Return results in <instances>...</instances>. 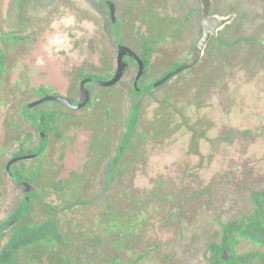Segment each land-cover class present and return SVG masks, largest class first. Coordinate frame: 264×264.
Wrapping results in <instances>:
<instances>
[{"label":"flooded vegetation","instance_id":"af4514ba","mask_svg":"<svg viewBox=\"0 0 264 264\" xmlns=\"http://www.w3.org/2000/svg\"><path fill=\"white\" fill-rule=\"evenodd\" d=\"M178 1L183 2L83 0L86 6H81L77 0H0V205L8 196L10 182L22 195L19 205L0 223V238L6 231L24 228L26 223L29 229L54 230L57 224L47 225V221L49 218L56 221L57 217L59 230L64 232L67 241L60 242L62 245L54 241L52 248L58 245L66 251L65 256L61 253L55 257L57 251L50 249L49 261L53 258L72 262L77 258L73 253H78L82 245L76 242V251L71 247L75 242L72 235L75 229L71 218L63 219L61 214L85 203L99 167L116 150L125 93L130 90L133 98L138 97L134 111L143 104L141 97L152 95L174 78L181 79L178 89L182 92L206 60L213 42L221 47L231 45L221 39L222 31L230 23L220 28L217 36H211L202 59L193 68L158 85L193 57L205 32L202 1L198 0L201 8L189 5L180 17L178 13L171 15L170 10L172 4H181ZM190 1L185 0V3ZM218 11L212 0L210 15L228 17L235 14L234 20L242 16L234 11L225 15ZM197 18L202 31L190 55L168 65L170 55H161L159 46L163 47L165 40L177 31L188 32L191 25L195 29ZM93 38H98V43L87 41ZM111 42L113 50L109 48ZM122 66H125L122 77L110 85ZM87 92L89 100L78 108L86 100L84 93ZM121 143L118 142V151L110 167L119 155ZM55 152L61 154L60 159H55ZM73 152L80 154L73 155ZM58 163L70 169V177L64 181L57 178ZM23 183L32 184L34 190L25 191ZM48 187L65 197L59 204L67 202L58 208L57 204L49 202L51 209L40 208L36 212L42 206L41 199L47 201ZM80 187L84 191L80 192ZM252 200L256 206L254 215L224 224L225 236L221 244L208 245L206 259L209 264L264 261L261 251L264 248V192L254 193ZM26 204L29 210L18 220L14 214ZM111 213L115 215L113 224L109 223ZM123 216L114 205L106 207L94 220L93 231H98L102 237L95 247L98 251L104 242L106 248L109 245L105 259L114 264L120 262L121 238L137 231L134 227L137 220L130 222L131 218ZM244 238H251L260 250L239 253ZM149 251L139 253L135 261L145 259ZM94 253L89 250L88 259ZM98 253L95 258L100 256ZM19 258L17 264H21Z\"/></svg>","mask_w":264,"mask_h":264},{"label":"rangeland","instance_id":"374dc122","mask_svg":"<svg viewBox=\"0 0 264 264\" xmlns=\"http://www.w3.org/2000/svg\"><path fill=\"white\" fill-rule=\"evenodd\" d=\"M77 3L86 6L83 0ZM180 3L172 4L171 15L180 17L189 5L201 8L198 0ZM214 5L221 14L234 11L242 15L221 33L222 41L231 45L221 47L213 42L184 91L177 88L181 79L174 78L152 95L141 97V127L147 128V134L128 146L125 160L112 173L118 142L138 103L130 90L125 93L116 150L99 167L85 203L61 214L63 219L71 218L75 229L71 247L75 250L77 243L82 245L73 253L77 261L51 258L50 262V249L35 245L21 252V264H114L105 259L109 245L106 248L104 242L97 251L102 237L93 231L96 216L109 205H115L129 221L137 220L136 234L121 238L117 264H209L207 247L221 244L224 224L254 215L252 195L264 192V0H214ZM195 27L177 31L159 46L161 55H170L168 65L190 55L202 31L198 18ZM55 154V159L61 158L59 152ZM55 169L59 181L68 179V165L58 163ZM8 191L0 205V223L22 200L11 182ZM64 198L48 187V202L59 204ZM16 231L2 234L0 252ZM56 248H51L57 251L55 257L65 256L64 248ZM148 249L145 259L135 261ZM89 250L95 253L88 259ZM253 250L260 248L251 238L241 239L239 253ZM261 251L264 254V248ZM97 253L100 256L95 258Z\"/></svg>","mask_w":264,"mask_h":264},{"label":"trees","instance_id":"16d2710c","mask_svg":"<svg viewBox=\"0 0 264 264\" xmlns=\"http://www.w3.org/2000/svg\"><path fill=\"white\" fill-rule=\"evenodd\" d=\"M177 88L175 90H177ZM142 108H143L142 105H138L132 113V116L128 122V128L126 130L125 136L121 143L119 155L112 164V167H111L112 173L114 172V168L117 167V165L121 161H123V159L125 160V158H123V154L126 152L128 146L132 142H134V140H136L137 137L144 139V136H146L147 134L146 133L148 131L147 128L145 127L142 129L141 127L142 112H143ZM116 175L119 178L120 175H118L117 173ZM78 190L81 192V191H84V188L80 187ZM66 202L67 201L64 200V202H62L61 204H57L55 207L58 208L62 206L63 204H65ZM77 202L78 201L76 202L74 201V203H77ZM41 204L42 206L38 207L36 212H38L40 208H48V209L52 208V206H50L49 202L46 200L41 199ZM108 207L113 208V205H109ZM28 210H29V206L27 204L24 207L21 206V208L18 211H16L14 216L17 217L18 220L23 219L26 216ZM110 216L111 217H110L109 223L113 224L115 222V220H113V217L115 215L114 213H111ZM58 219L59 218L56 217V221H54V219L49 218V220L47 221V225L54 224V222L55 224H57L54 230L49 229V228H47L46 230L29 229L27 228L28 223L24 224L25 225L24 228H22L21 231L19 230L16 231L17 234L11 239V242L0 253L2 264H17L18 262L17 258L20 255V252L22 250H26L29 248L32 249L33 247H35V245L37 247L51 249L54 241H58L57 243H59V245L65 244L67 239L64 236V232H61L59 230V226L57 223ZM123 231L125 230H122V232ZM131 232L136 233L135 230ZM224 236H225V233H224ZM60 242H62V244Z\"/></svg>","mask_w":264,"mask_h":264},{"label":"water","instance_id":"95a60500","mask_svg":"<svg viewBox=\"0 0 264 264\" xmlns=\"http://www.w3.org/2000/svg\"><path fill=\"white\" fill-rule=\"evenodd\" d=\"M203 4V20H204V27L205 32L203 37L198 42V45L196 46L195 53L193 57L182 67L176 69L173 73L167 75L158 85L164 84L168 80H170L173 76L178 75L179 73L183 72L184 70L193 68L203 57L207 43L212 35L217 36L218 30L222 27H224L226 24H230L234 21L236 18L235 14H231L228 17H220V16H212L210 15L211 11V5L212 0H201ZM125 71V66H122L120 69V72L116 76V78L110 82V85H113L118 82V80L122 77L123 73ZM84 96L86 98L85 101H82V103L78 106V108H81L86 104V102L89 100V93H84ZM22 187L27 192H31L34 190V186L30 183H23Z\"/></svg>","mask_w":264,"mask_h":264}]
</instances>
